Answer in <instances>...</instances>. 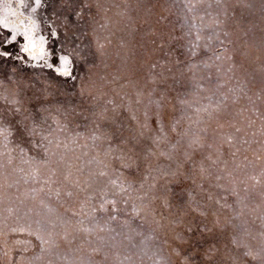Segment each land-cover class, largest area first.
<instances>
[{
  "label": "rangeland",
  "instance_id": "rangeland-1",
  "mask_svg": "<svg viewBox=\"0 0 264 264\" xmlns=\"http://www.w3.org/2000/svg\"><path fill=\"white\" fill-rule=\"evenodd\" d=\"M20 14L75 78L0 60V264H264V0Z\"/></svg>",
  "mask_w": 264,
  "mask_h": 264
},
{
  "label": "snow or ice",
  "instance_id": "snow-or-ice-1",
  "mask_svg": "<svg viewBox=\"0 0 264 264\" xmlns=\"http://www.w3.org/2000/svg\"><path fill=\"white\" fill-rule=\"evenodd\" d=\"M36 3L39 4L40 0H36ZM0 26L4 27L5 29H8L10 35L7 39H4L2 42H0V60H7L13 56V44L16 40V36L13 33H16L19 31L18 28L12 27L9 28V25L7 23H2ZM23 37L28 41L27 45H22L20 48V51L28 54L32 60H44L45 63L47 61L45 60L46 56H53V60L51 64H48L49 68H52L54 65L59 64L60 68L56 69V73L59 74V76L66 77V78H72L74 79V73L72 71V63L73 61L67 56V55H59L56 56L55 49L51 53L46 52L44 48L45 41L43 37L40 39V49H39V55L36 53V41L33 39L32 35H29L28 31H25L21 33ZM67 39H70V37H67ZM19 59V57H16ZM161 131H163V125L161 124ZM125 167H131L130 164H124ZM122 187V186H121Z\"/></svg>",
  "mask_w": 264,
  "mask_h": 264
},
{
  "label": "bare ground",
  "instance_id": "bare-ground-1",
  "mask_svg": "<svg viewBox=\"0 0 264 264\" xmlns=\"http://www.w3.org/2000/svg\"><path fill=\"white\" fill-rule=\"evenodd\" d=\"M2 1V0H1ZM12 2V1H11ZM11 4V3H10ZM7 10V9H6ZM1 22L2 23H7L9 25V28L12 27H16L19 29V31H17L16 33H14V35L17 37L19 33L21 32H25L28 31L29 35H34L35 33V26L33 24H31L30 26H28V22L26 20V17L24 14H20V16H14L13 19H6V18H1ZM21 37V36H20ZM36 41V38H33ZM44 39V38H43ZM45 41V39H44ZM28 42H26L25 45H27ZM40 41H36V53L37 55H39V49H40ZM44 48L46 49V41L44 44ZM46 51V50H45ZM28 55V54H27ZM29 56V55H28ZM30 57V56H29ZM60 68V66L57 67V69ZM59 75V74H58Z\"/></svg>",
  "mask_w": 264,
  "mask_h": 264
},
{
  "label": "clouds",
  "instance_id": "clouds-1",
  "mask_svg": "<svg viewBox=\"0 0 264 264\" xmlns=\"http://www.w3.org/2000/svg\"><path fill=\"white\" fill-rule=\"evenodd\" d=\"M177 255H179V254L177 253Z\"/></svg>",
  "mask_w": 264,
  "mask_h": 264
}]
</instances>
